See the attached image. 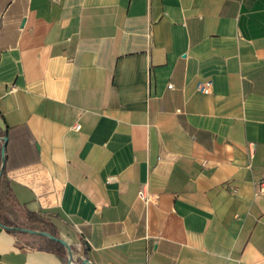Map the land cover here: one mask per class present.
I'll use <instances>...</instances> for the list:
<instances>
[{"label":"crops","instance_id":"crops-1","mask_svg":"<svg viewBox=\"0 0 264 264\" xmlns=\"http://www.w3.org/2000/svg\"><path fill=\"white\" fill-rule=\"evenodd\" d=\"M0 131L73 264H264V0H0Z\"/></svg>","mask_w":264,"mask_h":264},{"label":"trees","instance_id":"trees-1","mask_svg":"<svg viewBox=\"0 0 264 264\" xmlns=\"http://www.w3.org/2000/svg\"><path fill=\"white\" fill-rule=\"evenodd\" d=\"M0 134H7V133L4 132V131H0ZM0 165H1V155H0ZM6 171H7V163H6V166H5V170H4V173H3V178H2L1 186H0V209H2L4 207V199H3V196H2L1 187L3 185V181L5 180ZM24 214H25L27 219H30L32 221L41 222L42 225H43V229L44 230H48V231L52 232L53 234L57 235V231L53 228V226L51 224L50 217L45 216L42 213H39V212H36V211H32V210H24ZM0 219L5 224L16 225L15 222H13L10 219H8L7 217L3 216L2 213H0ZM11 231L14 232L15 234L17 233L16 230H12L11 229ZM40 236L42 238V244L41 245L43 247H45L47 249H52V250L58 252L59 254H61L62 256H66L67 255V249H66V246L63 243H61V242H59L57 240H54V239H52V238H50L48 236H45V235H40Z\"/></svg>","mask_w":264,"mask_h":264},{"label":"water","instance_id":"water-1","mask_svg":"<svg viewBox=\"0 0 264 264\" xmlns=\"http://www.w3.org/2000/svg\"><path fill=\"white\" fill-rule=\"evenodd\" d=\"M0 140L2 141V146H1V165H0V186H1V181L3 178V173L5 170L6 166V161H7V155H6V149H7V143H8V135L7 134H0ZM0 224L4 226L5 228H9L12 230H17V231H25V232H30L34 234H40V235H45L48 236L54 240H57L61 243H63L66 246V249L68 251V263L73 264L74 262V252H73V247L71 243L64 237L60 235H55L52 232L48 230H44L41 228H34V227H26V226H21V225H9L5 224L1 221L0 219ZM81 264H93L92 260L89 257H84L82 259Z\"/></svg>","mask_w":264,"mask_h":264},{"label":"rangeland","instance_id":"rangeland-1","mask_svg":"<svg viewBox=\"0 0 264 264\" xmlns=\"http://www.w3.org/2000/svg\"><path fill=\"white\" fill-rule=\"evenodd\" d=\"M9 200L12 202L10 204L4 205V207L0 209V213H2L3 216L15 222L16 225L30 227L29 225L36 224L34 223L36 221H32L26 218L23 208H21L13 200ZM17 237L21 243H28L32 246H38L42 244L40 237H38L37 234L34 233L17 231Z\"/></svg>","mask_w":264,"mask_h":264},{"label":"built area","instance_id":"built-area-1","mask_svg":"<svg viewBox=\"0 0 264 264\" xmlns=\"http://www.w3.org/2000/svg\"><path fill=\"white\" fill-rule=\"evenodd\" d=\"M213 84V80L212 79H207V80H202L198 83V89L201 90V91H204V92H207L210 90L211 86ZM80 124H76V128H80ZM260 185H261V188L260 190L261 191H264V179L260 182ZM140 197L142 199H144L146 202L148 201V196L145 192V188H141L140 190Z\"/></svg>","mask_w":264,"mask_h":264}]
</instances>
